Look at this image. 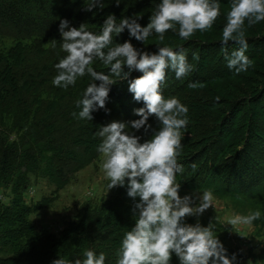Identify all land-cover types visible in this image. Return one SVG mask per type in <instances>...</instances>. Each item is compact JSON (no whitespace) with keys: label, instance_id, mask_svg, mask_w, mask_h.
<instances>
[{"label":"trees","instance_id":"trees-1","mask_svg":"<svg viewBox=\"0 0 264 264\" xmlns=\"http://www.w3.org/2000/svg\"><path fill=\"white\" fill-rule=\"evenodd\" d=\"M88 2L0 0V190L12 192L10 205L0 201V254L10 255L5 258L0 255V264H52L59 258L74 264L76 259L86 258V250H93L97 256L103 252L105 264H117L124 235L135 225L134 201L126 186H117L116 197L101 207L87 209L60 236L39 230L30 220L31 215L50 206L80 171L100 158L98 146L103 138L96 135L99 127L113 120L139 119L133 109L143 106L133 99L128 82L118 80L109 93L110 112L100 109L93 113L92 120L79 119L73 115L80 111L76 101L93 82L91 76L79 77L75 86L67 89L52 83L57 75L55 65L67 55L59 33L62 19H68L76 27L85 24L87 30L96 34L101 32L109 13L118 18L135 15L146 25L160 0H121L119 7L115 0H104L103 9L97 8L93 13L84 10ZM220 8L211 29L197 31L187 39L178 35L177 25L176 30L166 31L162 41L153 33L144 44L134 38L132 42L150 50L169 46L185 51L193 65L192 71L181 79L168 70L161 86L165 98L175 96L189 109L177 157L181 170L185 169L181 179L197 181L204 173L221 174L225 186L236 189L237 195L263 199L264 118L258 117L255 105L247 116H239V108L246 101L234 100L241 93L240 97L248 102L250 99L258 102L264 113V87L257 89L255 80L247 84L250 79L243 76L264 60V21L250 26L245 22L249 44L246 55L251 64L247 71L236 74L227 68L221 43L227 22L223 12L227 14L230 10L231 0H220ZM128 39L127 31L119 37L114 34L113 46L116 41ZM234 47L238 45L229 41L228 51ZM193 53L198 54L196 59ZM92 67L107 73L110 66L97 59ZM139 75L135 72L133 78ZM234 81L243 83L235 91L225 90L236 87ZM236 120L243 121V125ZM149 123L159 129L154 116ZM126 131L133 130L129 127ZM137 134L142 135L143 130ZM152 135L150 132L144 139H151ZM252 141L257 146L254 149H250ZM245 142L246 147L237 152L235 148ZM226 154L231 163L224 160ZM221 162L228 165L219 173ZM187 167L190 170L186 171ZM40 181H47L52 187V197L28 203L26 193ZM226 254L230 257L228 251ZM171 264H180L175 253Z\"/></svg>","mask_w":264,"mask_h":264},{"label":"clouds","instance_id":"clouds-1","mask_svg":"<svg viewBox=\"0 0 264 264\" xmlns=\"http://www.w3.org/2000/svg\"><path fill=\"white\" fill-rule=\"evenodd\" d=\"M120 3L121 0H115L117 7ZM103 6L104 0H89L84 10L93 13ZM220 13V0H160L146 25L135 15L118 18L115 13L106 15L99 34L87 30L85 24L76 27L68 19L60 22L61 46L67 55L55 65L57 75L52 83L67 89L86 74L93 81L76 101L80 111L73 112L74 116L92 120L93 113L100 109L110 112L109 93L118 80L127 81L133 99L143 104L133 109L139 119L113 120L101 125L96 133L103 138L98 151L105 157L102 166L110 181L108 188L126 186L128 196L134 201L135 225L124 235L117 264H171L173 253L180 264H233L235 257L227 256L211 225L185 222L187 216L202 215L212 206V194L181 196V185L176 182V173L182 168L177 157L189 109L175 96L165 98L161 86L168 70L181 79L192 71L193 65L185 51L169 46L150 50L132 42L134 38L144 44L153 33L162 41L166 31L176 30L177 25L178 35L187 39L197 31L211 29ZM226 20L221 40L224 58L227 67L239 74L251 64L246 55L249 44L245 22L250 26L264 21V0H231ZM125 31L130 39L116 41L113 46V35L119 37ZM229 41L238 45L231 52ZM197 55L193 53L194 58ZM97 59L110 66L107 73L92 67ZM135 72L141 75L133 78ZM153 116L158 130L149 123ZM129 127L133 131H126ZM141 130L143 134L138 135ZM150 132L154 133L151 139H144ZM259 217L260 212L255 211L246 217L235 216L231 223L250 224ZM85 257L76 259L74 264H105L106 260L103 252L97 256L93 250H86ZM52 264L72 262L59 258Z\"/></svg>","mask_w":264,"mask_h":264},{"label":"rangeland","instance_id":"rangeland-1","mask_svg":"<svg viewBox=\"0 0 264 264\" xmlns=\"http://www.w3.org/2000/svg\"><path fill=\"white\" fill-rule=\"evenodd\" d=\"M224 16L227 14L223 12ZM196 59V58H195ZM207 62V61H206ZM228 68V67H227ZM253 71V72H252ZM250 79V84L257 81L255 87L262 89L264 87V60L254 68L250 69L245 75ZM236 87H228V92L235 91L237 86L242 85L243 81H234ZM239 93V92H236ZM239 93L236 100L239 103L246 101L239 108L242 114L250 113V109L254 107L258 112V117L264 118L263 109L259 106L258 102L247 101ZM223 98L220 99L222 102ZM231 101V102H234ZM230 102V103H231ZM229 107V106H228ZM228 107H225L227 109ZM230 108V107H229ZM240 125L243 121L236 120ZM246 133L247 126H244ZM16 136H13V140ZM246 147L237 146L235 150ZM256 148L255 142H250V149ZM228 155V156H227ZM105 157L103 154L100 158L80 171L71 182L65 186L63 190L52 200L50 206H47L42 211L30 216V220L35 223L39 230L48 232L49 234L60 236L69 223L77 222L80 217L85 214L87 209L93 207H101L108 201H111L118 195L116 187L109 189V179L106 177L103 169V161ZM229 154L225 155L224 160L229 161ZM264 166V162H261ZM228 162H221L219 166V173L222 172V167L227 166ZM210 167V166H209ZM190 170L189 167L186 171ZM197 170V169H195ZM180 170L176 173V182L181 185L180 195H193L194 197L202 196L204 192L212 194V206L205 210L199 216H187L185 222L189 224L200 223L203 226L211 225L213 233L218 236L220 241L230 255V259L235 257L233 264H264V198L253 199L246 195H237L236 189L225 186L224 181L220 175H209L204 173L203 177L199 180L193 181L191 179H181L182 172ZM264 188V184L261 189ZM53 192L47 181H40L34 185L25 196L28 203H33L41 200L43 197L51 198ZM12 192L10 189L0 190V201L4 205H10ZM197 202H199L197 200ZM259 211L260 217L249 223H237L233 225L231 220L235 216L246 217L253 212ZM1 257L5 258L10 256L8 253H1Z\"/></svg>","mask_w":264,"mask_h":264}]
</instances>
